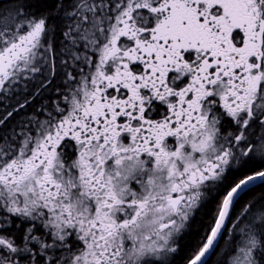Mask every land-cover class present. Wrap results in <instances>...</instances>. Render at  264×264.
I'll list each match as a JSON object with an SVG mask.
<instances>
[{"label": "snow or ice", "instance_id": "obj_1", "mask_svg": "<svg viewBox=\"0 0 264 264\" xmlns=\"http://www.w3.org/2000/svg\"><path fill=\"white\" fill-rule=\"evenodd\" d=\"M0 264H264V0H0Z\"/></svg>", "mask_w": 264, "mask_h": 264}]
</instances>
